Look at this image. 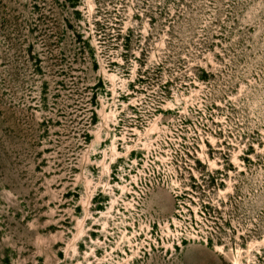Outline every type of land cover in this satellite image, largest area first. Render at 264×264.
<instances>
[{"label": "rangeland", "instance_id": "rangeland-1", "mask_svg": "<svg viewBox=\"0 0 264 264\" xmlns=\"http://www.w3.org/2000/svg\"><path fill=\"white\" fill-rule=\"evenodd\" d=\"M0 264H264V0H0Z\"/></svg>", "mask_w": 264, "mask_h": 264}, {"label": "trees", "instance_id": "trees-1", "mask_svg": "<svg viewBox=\"0 0 264 264\" xmlns=\"http://www.w3.org/2000/svg\"><path fill=\"white\" fill-rule=\"evenodd\" d=\"M78 39L80 40L81 38L78 37Z\"/></svg>", "mask_w": 264, "mask_h": 264}]
</instances>
